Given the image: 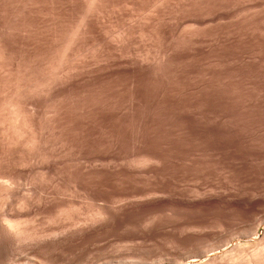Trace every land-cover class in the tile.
Segmentation results:
<instances>
[{"label":"rangeland","instance_id":"obj_1","mask_svg":"<svg viewBox=\"0 0 264 264\" xmlns=\"http://www.w3.org/2000/svg\"><path fill=\"white\" fill-rule=\"evenodd\" d=\"M135 1H138V3H135ZM143 1L144 0H134V2L133 0L123 1L114 6L107 7L104 12H101V15L103 17L101 16L100 19L97 18V21L99 20L102 23L101 25L98 21L99 27L100 25L101 28H103L104 26V29H102L103 32L105 34H111V36L109 35L110 37H108V35L104 34V38H101V41L97 38V40L100 42L92 39L94 37L88 38L83 41L82 44H84V46L87 45V47H83L82 49H80V53L82 55L79 59H83L81 60L82 62L80 60L77 61V58L75 57H71L68 61V65H71L72 67L70 73L72 77H76L78 70V77L82 74H85V76H95V74L99 75V73H108L113 69L115 70L117 67L120 68V65L126 66V63L128 61H140V58L141 62H144L142 59H146V63H150V67L143 68L142 73L138 77H135V79L132 78L133 80L128 78L127 80L124 78H120V80H110L111 82L105 80V83L100 84L99 88L97 86L94 87L95 89L88 87V90V88L85 87L86 89L84 90L88 92L90 91L88 95H91L90 97L87 96L88 92L86 93V91L83 92L84 98H81L82 91H79L78 95V91L74 92V94L73 92L62 93V91L59 90L60 88H57L54 91L52 90L53 96L51 95L47 103L46 98H48L50 95L48 96V94H46L45 99H42L45 103L44 106V103H41L42 97H40L39 95L40 98H36L37 103L34 99V102L36 103L34 104L35 107L39 106V108L42 109L39 110L38 107L36 108L37 112L35 118L37 122L36 120L35 122L36 126L38 124V127H40L42 130L43 126L47 128L43 131L38 128L39 135L41 136L39 137L42 138L41 142H43L41 146L42 149H40L41 144H38L37 147L31 146L33 150H28L30 149L29 146L31 144H26V137H24L22 139L25 140H23L22 144L19 143L20 141L18 142L19 145L17 143V147L19 146L18 149H16L17 147L15 144H13L14 146L12 144L10 145L13 150H17L12 151L11 147L8 146V142H5L8 144L4 145L5 143L3 141V134L1 131L2 137L0 136V141L2 142H0V145L2 144V146L0 147V154H2V151H4L3 148L5 149V151L3 152V156L1 155V160L3 158L4 161H6L5 159H8V162H6L8 164L11 163L12 166L8 165L6 162H3V164V160H0V165L3 171V173L0 172V175L2 174L3 176L1 175V177L3 178L4 174L6 176V173H8L9 170L10 172H13L12 174L9 172L12 175V177H10L11 180H9V176H11L9 173V175L7 174L8 178L6 179V177H4L3 179H5V181H8V183L6 182V185H10V187L8 186V188L12 189L11 186H13L12 191L15 190L16 194H14L15 191H13L14 195L12 194L11 196H8L12 192H9V190L7 194V192L3 190L5 187V189H7V186L5 185V187H2V185H0V213H2L3 209H5L3 213H6L4 215H7L10 218L14 217L12 219H15V222L17 220L16 223H18L19 226L18 230L16 231L14 229L11 231L10 229L9 234L11 233V236L8 234V231L3 232V237L1 236L2 239L0 238V242L2 245L0 246V254L4 250L6 251L8 249V251H11L13 249L14 252L19 253L20 255L21 253L22 255L28 254V256L31 258H28L24 255L28 258V260L32 259L34 255L37 258L39 256L38 259L43 264H191L192 261H194V257L196 259L198 258L197 260L199 264L204 263L208 260L211 261L212 258H217L216 260L218 261V263L226 262L227 264H264V224L261 225L260 228L258 227L256 234L255 232L253 233L254 236L252 234L248 236L246 235V233L254 225H256L255 223H257L258 220H260L264 216V0H215L216 2L210 0L211 3L214 2V4H211L210 2H208V0H206L207 2L204 3L203 0H201V2L200 0H192V3L190 0H188L190 2V7L189 5L187 6L189 7L186 8L187 13H185L182 19H180V21L184 23H181L179 19H177L178 22L176 18L172 19L170 21L171 23L173 22L174 25L170 24L171 26H169L168 28L166 38L163 37V35H160L161 40H164L161 43L163 44L165 40L168 41V43L170 42V44L172 42V48L171 45L167 42L163 44L165 45L164 47L160 43V38H158V40V36H155L153 34V29H155L157 22L163 20L168 22L167 19L169 18V15L174 16L176 14V0H145L144 3ZM188 1L187 4L189 3ZM140 2H142L144 7ZM168 8L171 10H169ZM189 9L191 10L190 12L188 11ZM159 11H161L162 13ZM169 11H171V13H169ZM185 16L186 18H184ZM50 17L60 16L57 15V12L48 16L44 14V18ZM101 18L105 19L102 20ZM173 20H176V23ZM103 22H105V24ZM151 22L153 23L151 24ZM179 23L181 24V26ZM141 24L142 27L140 26ZM144 26L146 27V30H144ZM147 26H149L148 28L153 31H150ZM173 26L174 29L172 31ZM129 28H131L132 31ZM175 28H178L179 30ZM125 29L127 30L125 31ZM133 29L136 31L138 30L137 32L135 31L137 34ZM105 30H108V32H110L108 33ZM129 30L130 32H128ZM147 30L149 31V33ZM184 30H187L188 33L190 32L189 36L187 34V31L185 33ZM124 32L128 33V35L126 34L125 38L121 36V34L124 35ZM143 32L144 36L141 35ZM150 32L152 34H150ZM182 32L185 33L184 36ZM175 33H178V35H175ZM132 34L135 38L139 39L140 36H142V38L144 37V39L140 38L139 43L138 39H133L134 37L129 40L128 37H132ZM172 34H174L175 36H172ZM151 35L155 36V38L151 37ZM181 35L182 39L180 38ZM107 37L110 40L112 39L111 42L113 43L108 41L109 39ZM174 37L176 40L174 39ZM105 38L106 40H104ZM121 38L123 39L121 40ZM153 38L154 43L152 42ZM179 38L181 39V41ZM113 39H117L118 42L117 40H115L114 43ZM141 39L144 40V42H142ZM186 39L187 41H185ZM174 40L176 41L175 44L173 42ZM177 40H179V42L181 43H179ZM105 41H107L108 43H106ZM129 41L133 43L135 42L134 44L136 52L134 50V44H131V42ZM104 42L105 44L103 46L101 45L103 48L100 47V43L103 44ZM157 42L160 43L164 48L162 46H159L160 44L158 45ZM183 42L185 43L183 44ZM127 43H129L130 45H127ZM141 43L144 45V47ZM98 44L99 46H97ZM121 44H125L127 46ZM154 44H157L158 46ZM119 45H121L120 47L123 49V52L122 49H118L120 48L118 47ZM140 45L142 47H139ZM175 45L178 47H176ZM110 46H113L114 48ZM124 46L125 48H128V46H130V48H128V51L124 48ZM99 47L102 48V50H100ZM158 47L166 49L162 50ZM179 47L181 48V50ZM138 48L140 49L138 50ZM155 48H157L159 51H157V49ZM195 48L197 50H195ZM103 49L105 51H103ZM108 49L111 51V53ZM173 49L178 51L174 52ZM119 50L120 52L118 54ZM99 51L101 52L99 53ZM129 51L133 52L130 53ZM155 51H157L158 53ZM160 51L162 52V54ZM138 52L140 53V55L137 54ZM147 52L149 54L151 52H154L156 57H154L155 55L151 53L153 56L150 55L151 57L149 56V58H147L149 55L147 54ZM74 53L78 56L77 50H75L73 54ZM103 53H105V55ZM134 53L136 54L134 55ZM141 54L143 55L141 56ZM165 54L170 55V58L168 55L165 56V58L167 59H165L166 61L163 57ZM111 55H113L114 57H112ZM116 55L119 57H117ZM137 55L141 57L137 58ZM159 55H163V59L162 57H160L161 61H163V64L159 59ZM172 55L174 58L172 57ZM94 56H97V58ZM106 56L110 57L106 58ZM93 57L96 60L95 62L94 60L92 61V59H94ZM115 57L117 58V60H119L117 61V63ZM123 58H125V60ZM155 58H157L158 60L156 59V61H154ZM171 58H173V61ZM84 59L87 60V64L84 63ZM106 59H109L110 62L112 61V63L110 64L109 60L108 62H106ZM174 59L176 61H174ZM123 60L126 63L122 62ZM88 61L90 62L88 63ZM101 61H104L105 63L103 64L105 65H103ZM151 61L153 62L151 63ZM158 61L159 63L161 62L160 65H162V69L158 67ZM78 62L80 65L78 64ZM169 62L171 64H167ZM173 62L175 64H173ZM76 64L79 66L76 67ZM95 64H98L99 66H96ZM101 64L102 68L100 67ZM112 64H114V66ZM72 65H75V68ZM85 65L91 73L93 72L92 74L87 70L86 73L85 71L83 72V70L86 69ZM93 65H95L94 67H97L99 69L93 71ZM80 66L81 68H79ZM89 66L91 67L89 68ZM182 66L184 69L182 68ZM82 67H84L85 69ZM76 70L77 73H73V71ZM80 70L82 74L80 73ZM157 70L159 72H157ZM156 72L158 73V76H155ZM160 72H162V74ZM3 74L4 73H2L0 69V76L2 77H0V102L6 100L9 93V91L6 90ZM175 80H178L179 82ZM112 82L117 86L115 84L111 86ZM127 82H129V84ZM118 85L120 86L118 87ZM122 89L123 91H121ZM130 90L135 94L129 92ZM2 92L3 94H1ZM6 93L7 95L5 96L4 94ZM90 93H92L93 95ZM165 93H167V95ZM60 95H64L63 98H65V101L62 100L63 102L61 105L62 107H60L61 109L59 111L61 112V114H59V119L57 118L58 114L53 113V107H55L53 106V103L54 105H56L55 101H57L58 103V101L62 99ZM57 97H59L58 100H56ZM78 97L81 99L79 100ZM85 97L88 98L86 100L93 98L91 100H94V102L97 103L96 108L93 109L95 115L91 114L93 113L92 111L89 113L90 116L87 117L88 120L90 118L89 121L86 118V116L89 115L88 113H86L87 115L83 114L81 116L75 111L76 103L81 100H85ZM68 98L70 100H67ZM105 98L107 101L105 100ZM113 98L114 100L112 101ZM37 99H40L41 101ZM101 99H103V101ZM124 99L126 100L124 101ZM66 101L67 104L64 103ZM51 102L53 107L50 104ZM99 102L101 105L98 104ZM106 102L109 103V105L110 103L113 105L109 106L106 104ZM138 103L141 104L138 105ZM142 103L144 106L142 105ZM133 104L135 107L133 106ZM50 106L53 109H48ZM106 106L108 109L106 108ZM67 107H70L71 109H68ZM157 108L158 110H156ZM109 109H112V111H110ZM114 109L117 113L114 112ZM47 110H49V113H47ZM70 110H73L75 113L73 111L69 112ZM106 110L107 113L105 112ZM100 111H102L103 114ZM110 112L111 115H109ZM126 112L128 113L124 115V113ZM152 112H155V115ZM97 113H100V115H98ZM43 114L44 116H42ZM48 114H50L49 116H51L52 118L47 117ZM51 114L56 118V124H54V117ZM115 114L116 117L114 116ZM91 115L93 116L91 117ZM96 115L97 117H95ZM101 115L103 116L101 117ZM98 116H100L101 118L99 117V119ZM147 116L149 118H147ZM76 118V121L80 126L76 123ZM96 118H98L99 121L94 124L93 119L96 122ZM102 118H104L105 121H103ZM106 118L109 120H107ZM46 119L48 120V124L46 122ZM67 119L71 127L68 124L66 125V123H68ZM50 120H53V122L51 123ZM60 120L65 123H60ZM101 120L104 123H102ZM44 121L46 124L44 123ZM87 121L89 122V124ZM42 122L44 123V125ZM74 122L75 124H73ZM105 122L108 123V127L111 126V131L110 127L106 128L107 123L105 124ZM114 122L117 124H115ZM133 122H135L137 126L135 125V123L133 124ZM82 123L84 124V126L82 125ZM60 124H62V126ZM146 124H148L149 128H147L148 126ZM81 125L83 127H81ZM95 125H97L98 128ZM122 125H124V127H122ZM145 125L147 127H145ZM59 126L60 129H58ZM77 126L79 127L78 130L77 128H75ZM50 127L51 129H49ZM63 127L65 128L66 133L65 131H63L64 129L61 130V128ZM89 127L91 130L89 129ZM117 127L119 129L121 128L118 132H116L117 130H119L117 129ZM3 128H8V126L4 125ZM72 128H75V130H73ZM112 128L114 129L112 130ZM131 128L133 129L132 131ZM53 129L56 130V132L58 130V133H60L61 131V139H59L61 133L58 134L55 131L53 133ZM93 129H95L94 131H96L97 129V134L99 132L100 138L102 136L103 137L100 139L98 136L99 134L96 135V132H94ZM105 129H107V131ZM85 130H88V132L90 131V133H86ZM108 130L110 131V133H108ZM70 131H73V133L76 131V135L75 133L73 134L77 137L76 138L75 136H73L76 140H73L74 138L71 137L72 134ZM84 131V135L87 136V138L84 135L80 134V132L83 134ZM100 131L103 132V134H101ZM112 131H114L115 133L113 134ZM42 132L44 136L41 135ZM50 132L53 133V136L50 134ZM55 133L56 135H59L57 136V138ZM90 134L92 136H96L97 138H92ZM111 134L115 135L116 138L112 135L113 138H115L113 139L111 137ZM78 135L81 136V138L79 137L80 140L78 138ZM89 135L91 138L88 137ZM47 136L51 137V139L54 136L55 137L51 140ZM63 136L66 141L63 140ZM70 137L72 142L75 144H71L72 142L70 140ZM110 137L113 140L112 142L111 140H109L111 139ZM28 138L29 136L27 137V139ZM48 139L50 141L49 145L44 146L45 143L48 144ZM96 139L101 141H98ZM56 141H58L59 143L57 144L58 146L55 145L57 143ZM63 141L65 143H69L64 145ZM79 141H82V143ZM77 142H79L80 144ZM97 142L104 144L100 145ZM113 142H115V145H113L112 147ZM53 143L55 146L53 145ZM76 143L79 146H77ZM50 144L53 147H51L52 150L57 146V150L54 149L55 152L54 150L53 152L54 154H56V152L59 153V156L52 154L53 152L51 151V149H49L51 146ZM62 144L63 146L60 147ZM97 144L99 146H97ZM105 144H110L111 146L106 147ZM69 145H71V147ZM64 146H67L66 149L69 152L66 151ZM75 146H77L78 148H76ZM100 146L102 148L104 146V148L107 149L105 150L103 148L105 151L100 150ZM8 147L10 149H8ZM46 147L49 148L47 149ZM68 147L71 148V151ZM25 148L26 152H22L25 151ZM34 148H37V150L40 149V151L43 152V155L46 152L47 155L44 156L45 158H47L45 160H49L48 158L49 156H51L50 160L44 162V156L39 155L40 151L39 153H36L38 152L36 150L34 152ZM60 149H62L61 155L66 156H69L73 149L75 155L74 153H71L70 156L74 155V159L71 156V159L69 157H66L67 159H69L67 160V162L69 161L70 163H66V161H63L66 160V158L63 156L64 158L62 160ZM64 149L66 152L64 151ZM48 150H50V152H48ZM20 151L25 155L29 152H31L32 154L33 151V154L42 156V159L39 158L41 159L39 160L38 156L35 155V158L37 156L35 160L33 156H29L31 154H28V156L26 155L25 157L28 159L29 163L25 161L24 164L23 162H21V160L23 161L27 159L23 158L24 155H22ZM15 152L17 153L14 155ZM47 152L51 154L49 155ZM5 153L7 155L9 154V156H7ZM10 154H13L14 156L12 155L11 157ZM19 154L22 156L21 158L19 157ZM8 157H11V159ZM15 157L16 162L14 161ZM17 157H19L20 159ZM29 158L33 159L30 161ZM60 158L62 162L65 163L63 164L62 162H60L59 167L57 166L54 159H58V161H61L59 160ZM82 158H86L83 160H85L87 164H89L88 161H90V167H88L90 170L94 166V164L96 165V167H100L99 170L95 166L94 169L92 168L95 171L97 169L98 172L91 170L92 173H89L91 175L90 177V175H88V169L86 168L87 164H85L83 160L80 161V159ZM87 158L90 160H88ZM95 158H97V161L95 160ZM9 159L11 162H9ZM18 159L23 164L20 165ZM51 159H53V162ZM75 159L76 161H74ZM34 160L36 161V163L34 162ZM101 160H103V162H101ZM37 161H40L41 163L43 162V166L41 165V163L38 164ZM48 162H50V165L48 164L49 166H47ZM80 162L81 164H84L82 165V167ZM44 163L46 164L44 165ZM61 163L63 165H61ZM14 164H16V166L20 165V169H17L18 167L16 166V168L13 167ZM33 164L35 165L33 169L34 172H32V166H34ZM55 164L58 169L60 168L59 170L55 169ZM66 164L69 165L65 166ZM79 164L80 166H78ZM101 164L103 166H105L106 164L107 165L102 168L103 166ZM27 165H32L31 167L29 166L31 169H28L29 167ZM6 166H9L10 169ZM22 166V171H20ZM44 166L47 167L45 168ZM83 166L85 167L83 168ZM26 167L27 170H25ZM48 169L55 173H50L51 171H49ZM85 169H87V171ZM26 171H28V173ZM56 171H61V174L59 172L56 173ZM29 172L31 173L29 174ZM81 172H87L86 174L90 178H86V174L85 176H83ZM20 173H23V175H19ZM44 174L45 179L42 178ZM1 177L0 179H2ZM18 178L20 180L23 179L22 183L25 182V187H23L24 184L21 183L20 185V183H17L20 181ZM37 178L40 180H38ZM26 180H29V182L34 181V183L31 184L33 185V187L35 186V183L37 184L39 181L44 180L45 182H39L40 184H37L38 188L35 186L38 189L37 190L33 187L32 189L30 183H28L30 185L29 188ZM9 181H14L13 183L16 182L19 187L16 185V183L15 185L17 188H19V191L17 190V188L15 189L14 184H12L11 182L9 183ZM43 183L45 184L44 187L42 185ZM49 185L51 189L49 188ZM26 186L28 189H31V192L33 191L32 193H29V195L32 196L31 194H33L34 197H27L28 193L26 192L30 191H27L28 189H25ZM21 189H23V191H21ZM1 190H3L5 194H7V196ZM35 190L36 194L39 193V195L34 194ZM39 190L40 192H38ZM24 191H26L25 193L27 195L24 194ZM19 194L21 196L19 197L20 199L23 197V195H26L25 197H27L28 199L25 197V201H23L24 198L21 199L22 201H20V199H16ZM15 195L17 197H13ZM41 195H43V198H41ZM37 196H39L41 200H45L44 204H42L43 201L41 204L37 203L40 200L36 198ZM47 196L49 198H47ZM7 197H9L10 199H8ZM12 197L16 200L12 199ZM30 198H36V201L34 200V202L32 200V202ZM46 200L51 201L53 206L49 205L51 204L50 202L46 203ZM5 202L8 203L7 207L5 205ZM9 204L12 206L9 207ZM19 204L20 206H18ZM45 205L47 206V208ZM39 206L42 208L41 210ZM18 207L22 208L18 209ZM36 209H38L39 211H36ZM4 215H2L3 218ZM3 218L0 214V219ZM13 231L17 232L18 235H20L21 233L20 237H23V241L28 239H30V241L32 240L33 245L30 241H28L29 243H27L26 245L25 242L27 241L23 243L21 239L22 237L20 238L18 235V237L15 236V239H20L14 240L13 238L15 234ZM9 239L12 243L8 241ZM12 239L16 242L14 243ZM33 239L41 246H37V243V245H35ZM17 241H20V243H18ZM41 242L44 243L42 244ZM21 243L23 246H26L18 247L22 246ZM46 243H48V245H46ZM51 243L53 244V247ZM256 243L262 244L260 247L261 249L258 248L257 250V248L254 247V244ZM34 245L38 248H35ZM43 246L45 248H43ZM45 249L48 250V253ZM38 250L40 251V254L38 253ZM36 259H32L33 262L29 260V264H40L39 260Z\"/></svg>","mask_w":264,"mask_h":264},{"label":"bare ground","instance_id":"obj_2","mask_svg":"<svg viewBox=\"0 0 264 264\" xmlns=\"http://www.w3.org/2000/svg\"><path fill=\"white\" fill-rule=\"evenodd\" d=\"M123 1H127V0H0V69H1V71H2V73H4L3 75H4V83H5V85H6V90L7 91H9V93H8V98H6V100H4L3 102H0V124H1V128H0V136H1V131H2V134H3V141H4V143L5 142H8V143H5L4 145H6V144H8V146L9 147H11L10 145L12 144H15L16 145V147H17V143L19 142V143H21L22 144V142H23V140H25V139H22V138H24V137H26V144H31L29 147H30V149H28V150H30L31 151V146L33 147V146H35V147H37V145L38 144H41L40 145V149H42L41 148V146H42V143L43 142H41V140H42V138H40L41 136L39 135V130H38V128L39 129H41L40 127H38V124H37V126H36V122H37V120H36V108L38 107L39 108V106H36L35 107V104L37 103V101H36V98L38 97V98H40V97H42L41 98V100L44 98L45 99V96H46V94H48V98H46V103H47V101H49V98L51 97V95L53 96V91L55 90V89H57V88H60L59 90L60 91H62V93L63 92H73V94H74V92H77L78 93V95H79V91H82V94H81V92H80V94H81V98H84L83 97V92L84 91H86V90H84V89H86L85 87H91V88H94L95 86H97L98 88H99V85L100 84H102V83H105V80H108V81H110V80H120V78L122 79V78H124V79H126L127 80V78L128 79H132V78H134L135 79V77H138L141 73H142V71H143V68H148V67H150V63H146V59H142L144 62H141V58H140V61L139 60H133V58H132V56H131V58H132V62H124V60H125V58H123L124 60L122 61V62H124V63H126V66H122V65H120V68L119 67H115L116 69L114 70H110L111 72H108V73H103V74H101V73H99V75H97V74H95V76L94 75H92V76H94V77H92L90 74H88V75H90V76H85V74L83 75L82 73H81V70H80V73L83 75H81V76H79L78 77V75L77 74H79V70H78V73H77V70L76 71H73V73L75 72V73H77L76 74V77H72L71 75H70V73H71V70H72V67H71V65H68V61H69V59L71 58V57H75V58H77V61H79L80 59V57H81V53H80V49H82L83 47L85 48V47H87V45L86 46H84V44H82L83 43V41H85L86 39H88V38H91V37H94V38H92V39H95V41H97V42H100L101 41V38H104V32H103V30L102 29H104V26H103V28H101V25H102V23L99 21V23L101 24L100 25V27H99V24H98V21H97V18H99L100 19V17L102 16L101 15V12H104V10L107 8V7H110V6H114V5H116V4H118V3H120V2H123ZM131 1V0H130ZM140 1V0H139ZM145 1V0H144ZM144 1H143V3H144ZM187 1L188 0H176V14H175V12H174V16H170L169 15V18L167 19L168 20V22L167 21H165V20H163V21H159V22H157V25L155 26V29H153V30H151L150 28H148L149 26H147V28L148 29H150V31H153V34L155 35V36H158L157 37V39L158 38H160L162 35H163V37H165L166 38V34L168 33V28H169V26H171L170 24H173V22L171 23V21L170 20H172V19H175L176 18V20L177 19H179V21H180V19H182V17L185 15V13H187L186 11V8H189L190 7V2L187 4ZM191 1V3H192V0H190ZM194 1V0H193ZM196 1H198V0H196ZM211 1H215V0H211ZM211 1L210 0H208V2H210L211 3ZM217 1V0H216ZM215 1V2H216ZM220 1H222V0H220ZM230 1V0H229ZM133 2H134V0H133ZM200 2H201V0H200ZM200 2H198V3H200ZM204 2H207L206 0H203V3ZM135 3H138V1H135ZM141 4H142V2H140ZM195 3V2H194ZM210 3H208V4H210ZM219 3V2H218ZM217 3V4H218ZM223 3V2H222ZM197 4V3H196ZM202 4V3H201ZM211 4H214V2L213 3H211ZM216 4V3H215ZM221 4V3H220ZM145 5H146V3H145ZM189 5V7H187ZM194 5V4H193ZM207 5V4H206ZM224 5V4H223ZM142 6H143V4H142ZM173 6V5H172ZM192 6V5H191ZM209 6H211V5H209ZM216 6V5H215ZM121 7V6H120ZM144 7V6H143ZM196 7H197V5H196ZM199 7V6H198ZM206 7V6H205ZM208 7V6H207ZM131 8V7H130ZM174 8V7H173ZM193 8V7H192ZM191 8V9H192ZM194 8H195V6H194ZM169 9V8H168ZM139 10V9H138ZM169 10H171V9H169ZM189 12L191 11L190 9L188 10ZM193 11V10H192ZM195 11H196V9H195ZM55 12H57V15H59L60 17H50V18H44V14H46L47 16L48 15H50V14H53V13H55ZM159 12H161V11H159ZM168 12V11H167ZM49 13V14H48ZM162 13V12H161ZM164 13V12H163ZM169 13H171V11H169ZM168 13V14H169ZM144 14V13H143ZM163 15V14H162ZM168 16V15H167ZM166 16V17H167ZM188 16V15H187ZM46 17V16H45ZM103 17V16H102ZM184 18H186V16L184 17ZM102 19V18H101ZM103 19H105V18H103ZM102 19V20H103ZM109 19V18H108ZM162 19H165V18H162ZM161 19V20H162ZM157 20V19H156ZM176 20H173V21H175V23H176ZM184 20V19H183ZM130 22V21H129ZM177 22H178V20H177ZM181 22V21H180ZM186 22V21H185ZM104 24H105V22H103ZM124 23V22H123ZM153 22H151V24H152ZM181 23H184V22H181ZM187 23V22H186ZM136 24V23H135ZM144 24V23H143ZM180 24V23H179ZM148 25V24H147ZM150 25V24H149ZM174 25V24H173ZM178 25V24H177ZM186 25V24H185ZM125 26V25H124ZM141 27H142V24L140 25ZM139 26V27H140ZM145 26H146V24H145ZM144 26V27H145ZM180 26H181V24H180ZM132 27V26H131ZM186 27V26H185ZM179 28V27H178ZM178 28H175V29H178ZM182 28V27H181ZM129 29H131V28H129ZM138 29V28H137ZM173 29H174V26H173V28H172V31H173ZM180 29V28H179ZM178 29V30H179ZM187 29H188V27H187ZM127 29H125V31H126ZM134 30V29H133ZM144 30H146V27H145V29ZM106 32H108V30H105ZM131 31H132V29H131ZM136 30H134V32H135ZM138 31V30H137ZM136 31V32H137ZM141 31H142V28H141ZM148 31V30H147ZM171 31V30H170ZM171 31V32H172ZM186 31L187 30H184V32L186 33ZM110 32V31H109ZM108 32V33H109ZM128 32H130V30L128 31ZM133 32V33H134ZM135 32V33H136ZM175 32V31H174ZM178 32V31H177ZM184 32H182V34H183V36H184ZM148 33H149V31H148ZM190 33V32H189ZM189 33H188V31H187V34H188V36H189ZM126 34L128 35V33L126 32H124V35H122L121 34V36H123V38H125L126 37ZM131 34V33H130ZM130 34H129V36H130ZM137 34V33H136ZM144 34V32L141 34V35H143ZM145 34H146V32H145ZM150 34H152L151 32H150ZM149 34V35H150ZM105 35H108V37H110L111 36V34H105ZM110 35V36H109ZM118 35V34H117ZM161 35V36H160ZM165 35V36H164ZM174 34H172V36H173ZM175 35H178V33H175ZM174 35V36H175ZM179 35H180V33H179ZM140 36V35H139ZM144 36V35H143ZM155 36H152L151 35V37H154L155 38ZM187 36V35H186ZM107 37V38H108ZM128 37V36H127ZM134 36H133V34H132V37H128L129 38V40H131V38H133ZM150 37V36H149ZM148 37V38H149ZM179 37V36H178ZM177 37V38H178ZM192 37H193V35H192ZM97 38L100 40V41H98L97 40ZM114 38V37H113ZM123 38H121V40L123 39ZM127 38V39H128ZM140 38H142V36H140ZM139 38V39H140ZM154 38L152 39V42H153V40H154ZM180 38L182 39V35L180 36ZM179 38V39H180ZM189 38V37H188ZM109 39V38H108ZM120 39V38H119ZM126 39V40H127ZM133 39H138V38H133ZM139 39H138V43H139ZM142 39H144V37L142 38ZM141 39V40H142ZM145 39H146V36H145ZM150 39V38H149ZM167 39H168V37H167ZM169 39H170V37H169ZM172 39V38H171ZM174 39H175V37H174ZM181 39H180V41H181ZM185 39V38H184ZM194 39V38H193ZM104 40H106V38L104 39ZM112 40V39H111ZM111 40L109 39L108 41H110L111 42ZM115 40H117V39H113V41H114V43H115ZM125 40V39H124ZM159 40V39H158ZM157 40V41H158ZM176 40V39H175ZM173 41L174 42V44H175V42L176 41ZM135 41V40H134ZM164 40H161V38H160V43L161 42H163ZM178 42H179V40H177ZM185 41H187V39L185 40ZM189 41V40H188ZM198 41V40H197ZM90 42H91V40H90ZM89 42V43H90ZM92 42H94V41H92ZM97 42H96V44H97ZM106 43H108L107 41H105ZM105 42L102 44V43H100V47H102L104 44H105ZM109 42V43H110ZM117 42H118V40H117ZM121 42V41H120ZM119 42V43H120ZM125 42V41H124ZM128 42V41H127ZM129 42H131V41H129ZM136 42V41H135ZM134 42V43H135ZM141 42V41H140ZM142 42H144V40H142ZM165 42H167L168 43V41H166L165 40ZM164 42V43H165ZM177 42V43H178ZM111 43H113V42H111ZM133 42H131V44H132ZM133 43V44H134ZM154 43V42H153ZM160 43H158L157 42V44L159 45ZM163 43V44H164ZM166 43V44H167ZM179 43H181V42H179ZM185 42H183V44H184ZM186 43H188V42H186ZM200 43V42H199ZM129 43H127V45H128ZM137 44V43H136ZM142 44V43H141ZM157 44H154V45H156V46H158ZM162 44V43H161ZM159 45V46H162V45ZM168 44H170V42L168 43ZM102 45V46H101ZM111 45V44H110ZM121 45H125V44H121ZM121 45H119L118 47H120ZM127 45H125V46H127ZM130 45V44H129ZM143 45V44H142ZM171 48H172V42H171ZM180 45V44H179ZM186 45V44H185ZM97 46H99V44L97 45ZM97 46H95V47H97ZM106 46V45H105ZM104 46V47H105ZM125 46H124V48H125ZM136 46H138V45H136ZM155 46V47H156ZM164 47H165V45H163ZM162 46V47H163ZM176 46V45H175ZM182 46V45H181ZM184 46V45H183ZM99 47V49L100 50H102V48H100ZM108 47V46H107ZM106 47V48H107ZM110 47H113V46H110ZM132 47V46H131ZM139 47H142L141 45L139 46ZM143 47H144V45H143ZM162 47L160 48V47H158V48H160V49H162ZM163 47V48H164ZM176 47H178V46H176ZM194 47V46H193ZM106 48H104V49H106ZM114 48V47H113ZM128 48H130V46H128ZM128 48H125V49H127V51H128ZM168 48V47H167ZM170 48V49H171ZM180 48V47H179ZM183 48H185V47H183ZM198 48V47H197ZM103 49V51H105ZM118 49H122L121 47L120 48H118ZM118 49H116V50H118ZM137 49V48H136ZM140 48H138V50H139ZM143 49V48H142ZM155 49H157V48H155ZM166 49V48H165ZM165 49H162V50H165ZM178 49V48H177ZM75 50H77V53H78V56L74 53L73 54V52L75 51ZM97 50V49H96ZM109 50V49H108ZM108 50H106V51H108ZM120 50L118 51V54H119V52H120ZM134 50H135V44H134ZM161 50V51H162ZM174 50V52L175 51H178V50H175V49H173ZM180 50H181V48H180ZM184 50H187V49H184ZM183 50V51H184ZM195 50H197L196 48H195ZM95 51V50H94ZM115 51V50H114ZM114 51H112V52H114ZM131 51V50H130ZM129 51V52H130ZM157 51H159L158 49H157ZM157 51H155V52H157ZM160 51V52H161ZM193 51V50H192ZM101 51H99V53H100ZM109 52L111 53V51L109 50ZM122 52H123V49H122ZM121 52V53H122ZM133 52V51H132ZM132 52H130V53H132ZM135 52H136V50H135ZM141 52V51H140ZM169 52V51H168ZM167 52V53H168ZM195 52V51H194ZM203 52V51H202ZM205 52V51H204ZM116 53H117V51H116ZM115 53V54H116ZM126 53V52H125ZM124 53V54H125ZM129 53V54H130ZM151 53H153V55H155L154 54V52H151ZM149 54L148 52H147V54H149L148 55V57L147 58H149V56L151 55V56H153L152 54ZM158 53V52H157ZM156 53V54H157ZM172 53H173V51H172ZM182 53V52H181ZM185 53V52H184ZM183 53V54H184ZM197 53V52H196ZM104 55H105V53H103ZM113 54V53H112ZM114 54V55H115ZM123 54V53H122ZM128 54V55H129ZM136 53H134V55H135ZM137 54H139L140 55V53L138 52ZM161 54H162V52H161ZM177 54V53H176ZM179 54V53H178ZM93 55V54H92ZM100 55V54H99ZM108 55V54H107ZM127 55V56H128ZM143 54H141V56H142ZM158 55V54H157ZM168 55V54H167ZM166 54L163 56L164 57V60L166 59L165 58V56H167ZM180 55V54H179ZM182 55V54H181ZM185 55V54H184ZM112 57H114L113 55H111ZM117 56V55H116ZM124 56V55H123ZM141 56H136L137 58L138 57H141ZM144 56H145V54H144ZM150 56V57H151ZM162 56H160L159 55V59H160V61H161V58L160 57H162ZM169 56V58H170V55H168ZM94 57H96L97 58V56H94ZM93 57V58H94ZM99 57V56H98ZM102 57H104V56H102ZM101 57V58H102ZM108 57H110V56H106V58H108ZM117 57H119V56H117ZM126 57V56H125ZM135 57V58H136ZM154 57H156V55L154 56ZM163 57H162V59H163ZM172 57H173V55H172ZM194 57V56H193ZM197 57V56H196ZM92 58V57H91ZM100 58V57H99ZM116 58V57H115ZM129 58V57H128ZM134 58V59H135ZM144 58H146V57H144ZM153 58V57H152ZM174 58V57H173ZM173 58H171L172 59V61H173ZM176 58V57H175ZM103 59V58H102ZM130 59V58H129ZM128 59V60H129ZM156 59L157 58H155L154 59V61H156ZM81 60H83V59H81ZM80 60V61H81ZM94 60V62L96 61L95 60V58L94 59H92V61ZM98 60V59H97ZM107 60V59H106ZM109 60V59H108ZM108 60L106 61V62H108ZM115 60V59H114ZM150 60H151V58H150ZM149 60V61H150ZM158 60V59H157ZM167 60V59H166ZM165 60V61H166ZM184 60H185V58H184ZM76 61V60H75ZM84 63H86V61L87 60H85L84 59ZM117 61H119V60H117V58H116V63H117ZM127 61V60H126ZM131 61V60H130ZM148 61V62H149ZM169 61V60H168ZM167 61V62H168ZM171 61V60H170ZM174 61H176L175 59H174ZM82 62V61H81ZM80 62V63H81ZM90 61H88V63H89ZM93 62V63H94ZM98 62V61H97ZM100 62V61H99ZM102 62V64L103 63H105L104 61H101ZM109 62H110V60H109ZM121 62V63H122ZM153 61H151V63H152ZM162 62V64H163V61H161ZM160 62V63H161ZM183 62V61H182ZM92 63V62H91ZM90 63V64H91ZM112 63V61L110 62V64ZM120 63V64H121ZM156 63V62H155ZM158 63H159V61H158ZM160 63L158 64L159 66V68H161L162 69V65H160ZM165 63V62H164ZM186 63V62H185ZM78 64H79V62H78ZM81 64H83V63H81ZM87 64V63H86ZM89 64V65H90ZM102 64L100 65V67L102 68ZM110 64H109V67H110ZM157 64V63H156ZM155 64V65H156ZM167 64H171L170 62L169 63H167ZM173 64H175L174 62H173ZM177 64V63H176ZM179 64V63H178ZM77 65V64H76ZM80 65V64H79ZM79 65H77L76 67H78ZM84 65V64H83ZM83 65H81V66H83ZM96 65V64H95ZM95 65H93V67L95 66ZM103 65H105V64H103ZM107 65H108V63H107ZM113 66H114V64H112ZM111 65V66H112ZM124 65V64H123ZM181 65V64H180ZM179 65V66H180ZM185 65H187V64H185ZM73 66V65H72ZM75 66V65H74ZM73 66V67H74ZM81 66L79 67V68H81ZM96 66H99L98 64L96 65ZM184 66V65H183ZM183 66H182V68H183ZM91 66H89V68H90ZM105 67V66H104ZM103 67V68H104ZM107 67V66H106ZM108 67V68H109ZM157 67V66H156ZM175 67H176V65H175ZM185 67V66H184ZM75 68V67H74ZM82 68H84V67H82ZM85 68H86V65H85ZM84 68V69H85ZM100 68V69H101ZM113 68V67H112ZM154 68V67H153ZM158 68V69H159ZM180 68V67H179ZM93 69V68H92ZM91 69V70H92ZM96 69H99V68H97V67H94V70L93 71H95ZM184 69V68H183ZM187 69V68H186ZM86 70L87 71H89L90 72V70L88 69V68H86L85 70H83V72L85 71V73H86ZM150 70V69H149ZM165 70V69H164ZM163 70V71H164ZM100 71V70H99ZM147 71V70H146ZM145 71V72H146ZM153 71V70H152ZM162 71V72H163ZM166 71V70H165ZM164 71V72H165ZM188 71V70H187ZM88 72V73H89ZM96 72H98V71H96ZM101 72V71H100ZM103 72H105V71H103ZM154 72V71H153ZM157 72H159L158 70H157ZM155 73L156 75L155 76H158L157 74L158 73ZM162 72H160L161 74H162ZM174 72V71H173ZM91 73V72H90ZM93 73V72H92ZM91 73V74H92ZM152 73V72H151ZM167 73V72H166ZM175 73V72H174ZM179 73V72H178ZM160 74V75H161ZM87 75V74H86ZM97 75V76H96ZM147 75V74H146ZM174 75V74H173ZM190 75V74H189ZM149 76H150V74H149ZM153 76V75H152ZM164 76V75H163ZM1 77V76H0ZM166 77V76H165ZM170 77V76H169ZM173 77V76H172ZM2 78V77H1ZM145 78V77H144ZM151 78V77H150ZM208 78V77H207ZM140 79V78H139ZM142 79V78H141ZM174 79H175V76H174ZM181 79V78H180ZM189 79V78H188ZM187 79V80H188ZM133 80V79H132ZM173 80V79H172ZM179 80V79H178ZM178 80H175V81H178ZM1 81V80H0ZM157 81H158V79H157ZM160 81V80H159ZM206 81V80H205ZM111 82V81H110ZM109 82V83H110ZM116 82V81H115ZM122 82V81H121ZM135 82V81H134ZM137 82V81H136ZM179 82V81H178ZM2 83V82H1ZM3 83V84H4ZM128 84H129V82H127ZM126 83V84H127ZM167 83V82H166ZM169 83V82H168ZM177 83V82H176ZM181 83V82H180ZM189 83V82H188ZM115 83H113L112 82V85L111 86H113ZM131 84V83H130ZM135 84V83H134ZM173 84V83H172ZM116 85V84H115ZM170 85V84H169ZM1 86V85H0ZM117 86V85H116ZM120 85H118V87H119ZM123 86V85H122ZM121 86V87H122ZM126 86V85H125ZM134 86V85H133ZM165 86H168V85H165ZM181 86V85H180ZM5 87V86H4ZM188 87V86H187ZM91 88H90V90H91ZM124 88V87H123ZM133 88V87H132ZM138 88V87H137ZM0 89H1V87H0ZM4 89V88H3ZM95 89V88H94ZM93 89V90H94ZM111 89V88H110ZM113 89V88H112ZM121 89V88H120ZM130 89V88H129ZM128 89V90H129ZM163 89V88H162ZM161 89V90H162ZM173 89V88H172ZM174 89H175V87H174ZM190 89V88H189ZM210 89V88H209ZM53 90V91H52ZM88 90H89V88H88ZM107 90V89H106ZM117 90H119V89H117ZM134 90V89H133ZM168 90H169V88H168ZM167 90V91H168ZM178 90V89H177ZM187 90V89H186ZM192 90V89H191ZM196 90V89H195ZM3 91V90H2ZM59 91V92H60ZM98 91V90H97ZM113 91V90H112ZM115 91H116V89H115ZM121 91H123V89L121 90ZM144 91V90H143ZM185 91V90H184ZM199 91V90H198ZM52 94H51V93ZM58 92V93H59ZM88 91H86V93H87ZM90 92V91H89ZM89 92H88V94H87V96L89 95ZM92 92H94V91H92ZM129 92H131V90L129 91ZM138 92V91H137ZM190 92V91H189ZM195 92V91H194ZM70 93H68V94H70ZM85 93V94H86ZM108 93V92H107ZM112 93V92H111ZM121 93V92H120ZM125 93V92H124ZM123 93V94H124ZM131 93H133V91L131 92ZM164 93V92H163ZM186 93V92H185ZM1 94H3V92L1 93ZM44 94V95H43ZM85 94H84V96H85ZM90 94H92V93H90ZM96 94V93H95ZM114 94V93H113ZM127 94V93H126ZM126 94H125V96H126ZM133 94H135V93H133ZM138 94V93H137ZM149 94V93H148ZM158 94V93H157ZM160 94V93H159ZM166 95H167V93H165ZM178 94V93H177ZM5 96L7 95V93L6 94H4ZM39 95H40V97H39ZM56 95H59V94H56ZM72 95V94H71ZM93 95V94H92ZM140 95V94H139ZM166 95H165V97H166ZM183 95V94H182ZM44 96V97H43ZM61 97H62V99L60 100V101H58V103H57V101H55L56 102V105H54V103H53V106H55V107H53L52 106V102L50 103L51 104V106L54 108V112L53 113H55V114H58V116H57V118H59L60 116H59V114H61V112H59L60 111V107H62L61 105H62V100H64L65 98H63V96L62 95H60ZM86 96V97H87ZM91 96V95H90ZM90 96H88V97H90ZM109 96V95H108ZM137 96V95H136ZM163 96H164V94H163ZM173 96V95H172ZM196 96V95H195ZM2 97V96H1ZM66 97V96H65ZM85 97V100H81V101H79V102H77L76 103V105H75V111H76V113L77 114H79V115H83V114H86V113H90V112H92L93 111V109H95L96 108V104L97 103H95L94 102V100H91V99H93V98H91V99H89V100H86V99H88V98H86ZM94 97V96H93ZM110 97V96H109ZM117 97V96H116ZM123 97V96H122ZM184 97V96H183ZM58 98L59 97H57V99L56 100H58ZM71 98H72V96H71ZM81 98H79L78 97V99L80 100ZM95 98V97H94ZM120 98V97H119ZM127 98V97H126ZM134 98V97H133ZM132 98V99H133ZM160 98V97H159ZM175 98V97H174ZM180 98V97H179ZM34 99H35V101H36V103L34 102ZM97 99V98H96ZM109 99V98H108ZM118 99V98H117ZM158 99V98H157ZM157 99H155V100H157ZM162 99V98H161ZM165 99V98H164ZM171 99V98H170ZM37 100H39V101H41L40 99H37ZM67 100H70L69 98L67 99ZM99 100V99H98ZM102 101H103V99H101ZM105 100H106V98H105ZM110 100V99H109ZM114 100V98L112 99V101ZM126 99H124V101H125ZM130 100H131V98H130ZM137 100V99H136ZM139 100V99H138ZM175 100V99H174ZM38 101V102H39ZM54 101V100H53ZM65 101V100H64ZM96 101V100H95ZM100 101V100H99ZM107 101V100H106ZM116 101V100H115ZM135 101V100H134ZM168 101H169V99H168ZM44 103V101L42 100L41 101V103ZM70 102V101H69ZM98 102V101H97ZM111 102V101H110ZM117 102V101H116ZM151 102V101H150ZM35 103V104H34ZM40 103V104H41ZM64 103H66L67 104V101L66 102H64ZM130 103H131V101H130ZM133 103H136V102H133ZM154 103H156V102H154ZM164 103H166V102H164ZM174 103V102H173ZM66 104H63V105H66ZM74 104V103H73ZM98 104H100V102L98 103ZM106 104L107 105H109V103H107L106 102ZM119 104V103H118ZM141 104V103H140ZM139 103H138V105H140ZM161 104V103H160ZM101 105V104H100ZM110 105H113V104H111L110 103ZM109 105V106H110ZM127 105V104H126ZM142 105H143V103H142ZM148 105V104H147ZM158 105V104H157ZM167 105V104H166ZM166 105H164V106H166ZM171 105V104H170ZM175 105V104H174ZM44 106H45V103H44ZM51 106L48 108V109H53V108H51ZM123 106V105H122ZM133 106H134V104H133ZM144 106V105H143ZM149 106V105H148ZM152 106V105H151ZM42 107H43V105H42ZM73 107V106H72ZM104 107H105V105H104ZM115 107V106H114ZM113 107V108H114ZM125 107V106H124ZM135 107V106H134ZM133 107V108H134ZM136 107H138V106H136ZM142 107V106H141ZM68 108V107H67ZM70 108V107H69ZM68 108V109H69ZM99 108V107H98ZM97 108V109H98ZM103 108V107H102ZM106 108H107V106H106ZM109 108H111V107H109ZM116 108V107H115ZM153 108H154V106H153ZM167 108V107H166ZM165 108V109H166ZM40 109H42V108H39V110ZM68 109H66V110H68ZM71 109V108H70ZM74 109V108H73ZM96 109V110H97ZM101 109V108H100ZM99 109V110H100ZM108 109V108H107ZM117 109V108H116ZM163 109V108H162ZM168 109V108H167ZM166 109V110H167ZM64 110H65V108H64ZM95 110V111H96ZM110 110V109H109ZM124 110V109H123ZM128 110V109H127ZM134 110V109H133ZM136 110H138V109H136ZM156 110H158V108L156 109ZM165 110V111H166ZM169 110V109H168ZM48 111V112H47ZM46 112L47 113H49V110H47ZM71 111H73V110H70L69 112H71ZM104 111V110H103ZM110 111H112V109L110 110ZM122 111V110H121ZM140 111V110H139ZM144 111V110H143ZM149 111H151V110H149ZM160 111V110H159ZM52 112V111H51ZM50 112V113H51ZM67 112V111H66ZM69 112H68V114H69ZM74 112V111H73ZM101 113H102V111H100ZM106 113H107V110L105 111ZM105 112H104V114H105ZM114 112H116L115 111V109H114ZM118 112H120V111H118ZM129 112V111H128ZM128 112H126V113H124V115L125 114H127ZM45 113V112H44ZM52 113V114H53ZM75 113V112H74ZM117 113V112H116ZM134 113V112H133ZM147 113V112H146ZM153 113V112H152ZM155 113V112H154ZM153 113V114H154ZM159 113V112H158ZM42 114V113H41ZM51 114V115H52ZM67 114V115H68ZM71 114V113H70ZM91 114H94V111H93V113H91ZM98 115H100V113H97ZM103 114V113H102ZM137 114V113H136ZM172 114V113H171ZM47 115V114H46ZM50 114H48V116L47 117H51V116H49ZM72 115V114H71ZM70 115V116H71ZM87 115V114H86ZM95 115V114H94ZM109 115H111V112H110V114ZM123 115V114H122ZM121 115V116H122ZM149 115V114H148ZM152 115V114H151ZM150 115V116H151ZM155 115V114H154ZM42 116H44V114L42 115ZM53 116V115H52ZM69 116V117H70ZM74 116V115H73ZM85 116V115H84ZM90 116V114L88 115V116H86V118L87 117H89ZM93 115H91V117H92ZM103 115H101V117H102ZM105 116V115H104ZM107 116V115H106ZM115 117H116V114L114 115ZM119 116V115H118ZM140 116V115H139ZM146 116V115H145ZM37 117H38V115H37ZM40 117H41V115H40ZM46 117V118H47ZM54 117V116H53ZM62 117V116H61ZM78 117V116H77ZM95 117H97V115L95 116ZM94 117V118H95ZM100 116H98V118H99ZM100 117V118H101ZM111 117V116H110ZM130 117V116H129ZM132 117V116H131ZM159 117V116H158ZM43 118V117H42ZM52 118V117H51ZM63 118V117H62ZM67 118V117H66ZM74 118V117H73ZM81 118V117H80ZM85 118V119H86ZM98 118H96V122H95V120L93 119V122H94V124L95 123H97V121H99V119ZM119 118H122V117H119ZM141 118V117H140ZM140 118H138V119H140ZM147 118H149L148 116H147ZM38 119V118H37ZM50 119V118H49ZM56 118L54 117L53 118V120L55 121L54 122V124H56V121L57 120H55ZM60 119V118H59ZM58 119V120H59ZM98 119V120H97ZM103 119V121H105L104 120V118H102ZM107 119V118H106ZM113 119V118H112ZM118 119V118H117ZM35 120H36V122H35ZM44 120V119H43ZM43 120H41V121H43ZM53 120L51 121L50 120V122L52 123L53 122ZM62 120V119H61ZM60 120V121H61ZM66 120V119H65ZM71 120V119H70ZM69 120V121H70ZM77 120V118L75 119V121ZM79 120V119H78ZM84 120V119H83ZM87 120H88V118H87ZM89 120H90V118H89ZM88 120V121H89ZM107 120H109V119H107ZM111 120V119H110ZM121 120H123V119H121ZM48 120L46 119V122H47ZM87 121V122H88ZM112 121V120H111ZM119 121V120H118ZM139 121V120H138ZM35 122V123H34ZM63 121H61L60 123H62ZM67 122H68V119H67ZM83 122V121H82ZM91 122V121H90ZM101 122H102V120H101ZM125 122H127V121H125ZM43 123V122H42ZM44 123H45V121H44ZM44 123H43V125H44ZM51 123H49V124H51ZM59 123V122H58ZM58 123H57V125H58ZM63 123H65V122H63ZM72 123V122H71ZM76 123H77V121H76ZM84 123H85V121H84ZM100 123V122H99ZM102 123H104V122H102ZM107 122H105V124H106ZM109 123H110V121H109ZM115 123V122H114ZM135 122H133V124H134ZM144 123V122H143ZM46 124V123H45ZM47 124H48V122H47ZM69 125L70 123L68 122V123H66V125ZM73 124H75V122L73 123ZM78 124V123H77ZM88 124H89V122H88ZM94 124H92V125H94ZM115 124H117V123H115ZM119 124H121V123H119ZM4 125H7L8 126V128H3V126ZM61 126H62V124H60ZM64 125V124H63ZM79 125V124H78ZM82 125L84 126V124L82 123ZM81 125V127H83ZM87 125V124H86ZM92 125H89V126H92ZM97 125H99V124H97ZM97 125H95L96 127H97ZM102 125H104V124H102ZM108 125V123L106 124V128L108 127L107 126ZM110 125V124H109ZM125 125V124H124ZM124 125H122V127H124ZM130 125H131V123H130ZM135 125L137 126V124L135 123ZM139 125V124H138ZM147 126H148V124H146ZM145 125V127H147ZM155 125V124H154ZM47 126H49V125H47ZM56 126V125H55ZM55 126H54V129H55ZM70 126V125H69ZM73 126V125H72ZM75 126V125H74ZM80 126V125H79ZM115 126V125H114ZM120 126V125H119ZM128 126V125H127ZM126 126V127H127ZM134 126V125H133ZM57 127V126H56ZM66 127V126H65ZM68 127V126H67ZM71 127V126H70ZM81 127H80V129H81ZM95 127V128H96ZM110 127V131H111V126H109ZM108 127V128H109ZM116 127V126H115ZM114 127V128H115ZM129 127H132V126H129ZM139 127V126H138ZM153 127V126H152ZM75 128H77V130H78V126L77 127H75ZM75 128H72L73 130H75ZM98 128V127H97ZM114 128H112V130L114 129ZM147 128H149V126L147 127ZM44 129H47V128H45L44 126H43V130ZM49 129H51V127L49 128ZM53 129V133H54V131L56 132V130H54ZM57 129V128H56ZM58 129H60V126L58 127ZM64 129V130H63ZM71 129V130H72ZM79 129V130H80ZM82 129H84V128H82ZM87 129H88V127H87ZM89 129H90V127H89ZM117 129H119L118 127H117ZM121 129V128H120ZM120 129L119 130H117L116 132H118V131H120ZM136 129V128H135ZM141 129V128H140ZM139 129V130H140ZM42 129H41V131H43ZM61 130H63V131H65V128L63 127V128H61ZM69 130V129H68ZM67 130V131H68ZM76 130V131H77ZM91 130V129H90ZM95 129H93V131H94ZM99 130V129H98ZM100 130H101V128H100ZM103 130V129H102ZM106 131H107V129H105ZM116 130V129H115ZM114 130V131H115ZM123 130V129H122ZM125 130V129H124ZM133 129L131 128V131H132ZM138 130V129H137ZM142 130H143V128H142ZM148 130V129H147ZM40 131V132H41ZM75 131V132H76ZM86 131V130H85ZM85 131L83 132V134L80 132V134L81 135H84V133H85ZM92 131V132H93ZM110 131L108 130V133H110ZM114 131H112L113 132V134L115 133ZM129 131H130V129H129ZM149 131H150V129H149ZM59 131L57 130V132L56 133H58ZM71 132V131H70ZM74 132V133H75ZM88 132V130L86 131V133ZM92 132H91V134H92ZM94 132H96V135H98L99 134V132H98V134H97V129H96V131H94ZM53 133H51L50 132V134L53 136ZM56 133H55V135H56ZM60 133H61V131H60ZM60 133H58V134H60ZM65 133H66V131H65ZM69 133V132H68ZM67 133V134H68ZM73 133V131L71 132V134H72V138H74L73 140H76L75 139V135H76V133H75V135H73L74 134ZM88 133H90V131L88 132ZM100 133L101 134H103V132H101L100 131ZM104 133H105V131H104ZM130 133V132H129ZM46 134V133H45ZM49 134V133H48ZM56 135V138H57V136H59V135ZM78 134V133H77ZM90 134V135H91ZM94 134V133H93ZM107 134V133H106ZM106 134H105V136H106ZM113 134H111V137L113 138V136H115V135H113ZM42 136H44L43 135V132H42V134H41ZM47 135V134H46ZM50 135V136H51ZM69 135V134H68ZM90 135L88 136L89 138H91L90 137ZM95 135V134H94ZM92 136V138L93 137H96V136ZM110 135V134H109ZM113 135V136H112ZM117 135V134H116ZM29 136V138L27 139V137ZM40 136V137H39ZM61 136H62V133H61V135L59 136L60 138L59 139H61ZM73 136H75V137H73ZM85 136V135H84ZM99 136V138H100V134L98 135ZM2 137V136H1ZM0 137V138H1ZM47 137H49V136H47ZM55 137V136H54ZM54 137L52 138V139H54ZM68 137V136H67ZM71 137H70V140H71ZM81 138V136H79L78 135V138ZM86 138H87V136H85ZM103 137V136H102ZM101 137V138H102ZM109 137V136H108ZM110 137V138H111ZM43 138H45V137H43ZM66 138V137H65ZM69 138V137H68ZM77 138V137H76ZM80 138H79V140H80ZM84 138V137H83ZM97 138V137H96ZM98 138V139H99ZM100 138V139H101ZM104 138H106V137H104ZM112 138L111 139H109V140H111V142L113 141L112 140ZM115 138H116V136H115ZM115 138H113V139H115ZM49 139H51V137H49ZM49 139L47 140L48 141V144L47 143H45V145L44 146H46V145H49V143H50V141H49ZM51 139V140H52ZM67 139V138H66ZM98 139H96V140H98ZM57 140V139H56ZM63 140L64 141H66L65 139H64V136H63ZM82 140V139H81ZM108 140V141H109ZM117 140V139H116ZM142 140V139H141ZM44 141V140H43ZM46 141V142H47ZM53 141H55V140H53ZM61 141V140H60ZM63 141V142H64ZM69 141V140H68ZM78 141V140H77ZM98 141H101V140H98ZM115 141V140H114ZM0 142H2V141H0ZM41 142V143H40ZM57 142V143H56ZM55 143V145H57V144H59L58 143V141H56ZM71 142H72V140H71ZM75 142V141H74ZM79 142H81L82 143V141H79ZM79 142H77V143H79ZM19 143H18V145H19ZM51 143H52V141H51ZM69 143V142H68ZM68 143H63L64 145H66V144H68ZM77 143H76V145H77ZM94 143V142H93ZM95 143H96V141H95ZM97 143H99V142H97ZM104 143H105V139H104ZM103 143V144H104ZM107 143V142H106ZM110 143V142H109ZM115 142H113L112 143V147H113V145H115L114 144ZM24 144V143H23ZM63 144L60 146V147H62L63 146ZM71 144H75V143H71ZM80 144V143H79ZM100 145L102 144V143H99ZM102 144V145H103ZM111 144V143H110ZM106 145V147H110L111 145ZM51 145V144H50ZM53 145H54V143H53ZM54 145V146H55ZM104 145V146H105ZM2 146V144L0 145V147ZM14 146V145H13ZM58 146V145H57ZM57 146H56V148H54L55 150H57ZM70 147H71V145H69ZM73 146V145H72ZM77 146H79V145H77ZM77 146H75L76 148H78ZM96 146V145H95ZM94 146V147H95ZM97 146H99L98 144H97ZM104 146H103V148H104ZM4 147V146H3ZM2 147V148H3ZM8 147V149H10ZM51 147H52V145L50 146V148L49 149H51ZM65 147V146H64ZM67 147V146H66ZM66 147H65V149H66ZM70 147H68V148H70ZM74 147V146H73ZM5 148H6V146H5ZM19 148V146L16 148V149H18ZM21 148V147H20ZM27 148V147H26ZM26 148H25V151H22V152H26ZM39 148V147H38ZM47 148V147H46ZM45 148V149H46ZM47 148V149H48ZM53 148V147H52ZM59 148V147H58ZM99 148V147H98ZM97 148V149H98ZM100 150H104L101 146H100ZM8 149H7V151H8ZM11 149H12V151H15V150H13V148L11 147ZM22 149V148H21ZM24 149V148H23ZM40 149L39 150H37V148H34V152H35V150L36 151H38V152H36V153H39V151H40ZM43 149H44V147H43ZM53 149V150H54ZM63 149V148H62ZM62 149H60L61 150V152H60V155H61V153H62ZM65 149H64V151H65ZM107 149V148H106ZM105 149V150H106ZM3 150L5 151V149L3 148ZM20 150V149H19ZM33 150V149H32ZM53 150L51 149V151L53 152ZM55 150H54V152H55ZM70 151H71V148L69 149ZM99 150V149H98ZM104 150V151H105ZM0 151H1V148H0ZM4 151H2V154H0V156L2 155L3 156V152ZM6 151V152H7ZM17 151V150H16ZM42 151H44V150H42ZM46 151V150H45ZM66 151H68L67 149H66ZM65 151V152H66ZM75 151V150H74ZM21 152V151H20ZM19 152V153H20ZM21 152V153H22ZM33 151H32V154H31V152H29L28 154H31V155H29L30 157H34L35 155H37V154H33L34 153ZM48 152H50V150H48ZM47 152V153H48ZM54 152L52 153V154H54ZM69 152V151H68ZM68 152H67V154H68ZM102 152V151H101ZM8 153V152H7ZM17 152H15L14 153V155L16 154ZM72 154L74 153L73 152V149H72V152H71ZM70 153V154H71ZM103 153V152H102ZM6 154V153H5ZM28 154L26 153V155L28 156ZM49 155L51 154V153H48ZM59 153H57L56 152V154H54V155H58ZM66 154V153H65ZM70 154H69V156H66V155H61V157H62V160H63V158L65 157H71L72 156V158H73V156L75 155V153H74V155H71L70 156ZM7 155V154H6ZM11 155V157H12V155L13 154H10ZM13 155V156H14ZM20 155V154H19ZM22 155H24V157L23 158H25V159H27L25 156V154H23L22 153ZM39 155H43V152H41L40 151V154ZM45 156L47 155L46 154V152H45V154H44ZM43 155V156H44ZM53 155V156H54ZM80 155V154H79ZM99 155V154H98ZM2 156L0 157V160H1V158H2ZM7 156H9V154L7 155ZM38 156V155H37ZM37 156H36V158H37ZM45 156L43 157L44 159H43V161L47 158H45ZM59 156V155H58ZM64 156V157H63ZM101 156V155H100ZM5 157V156H4ZM11 157H8V158H10L11 159ZM20 158L22 157L21 155L19 156ZM19 157H17V158H19ZM55 157V156H54ZM19 158V159H20ZM22 158V159H23ZM35 158V157H34ZM36 158H35V160H36ZM39 158H41L42 159V156H38V159ZM50 158H51V156H49V160H50ZM66 158V160H63V161H66V163H68L67 162V160H69V159H67ZM77 158V157H76ZM4 159V158H3ZM2 159V160H3ZM10 159H9V162H11L10 161ZM19 159H18V161H19ZM33 159V158H32ZM31 158H29V160L31 161L32 160ZM41 159H39V160H41ZM71 159V158H70ZM74 159V158H73ZM72 159V160H73ZM83 159H86V158H82V159H80V161L81 160H83ZM88 159V158H87ZM97 158H95V160H96ZM144 159V158H143ZM1 160V161H2ZM6 161L8 160V159H5ZM16 160V157L14 158V161ZM34 160V162L36 163V161ZM49 160H45L44 162H47V161H49ZM52 160V162H53V159H51ZM59 160H61V158L59 159ZM62 160L61 161H58V159H54V161H56V164H57V166H59L60 167V162H62ZM79 160V159H78ZM88 160H90V159H88ZM1 161H0V164H1ZM6 161H2V163L3 162H6ZM17 161V162H18ZM25 161L26 162H28V159L27 160H21V162H23L24 164H25ZM71 161V160H70ZM74 161H76V159L74 160ZM97 161V160H96ZM116 161V160H115ZM8 162V161H7ZM6 162V163H7ZM13 162V161H12ZM16 162V161H15ZM14 162V163H15ZM20 162V161H19ZM20 162V165L21 164H23V163H21ZM51 162V163H52ZM58 162V163H57ZM73 162V161H72ZM83 162L85 163V164H87V162H85V160H83ZM82 162V163H83ZM89 162V164H87V169H88V175H90L89 173L91 172V170H93L95 167H96V165L94 164V166L91 168V170L88 168V167H90V161H88ZM101 162H103V160H101ZM141 162V161H140ZM5 163V164H6ZM29 163V162H28ZM28 163H26V164H28ZM34 163V164H35ZM37 163L39 164V163H41L40 161L38 162L37 161ZM50 162H48L47 163V166H49L50 164H49ZM55 163V162H54ZM53 163V164H54ZM63 163V162H62ZM61 163V165H63ZM70 163V162H69ZM74 163V162H73ZM4 164V163H3ZM2 164V165H3ZM8 164V163H7ZM18 164V163H17ZM32 164V163H31ZM33 164V165H34ZM37 164V165H38ZM43 164V162L41 163V165ZM46 163H44V165H45ZM49 164V165H48ZM56 164L54 165V167L56 166ZM59 164V165H58ZM75 164V163H74ZM80 164H81V162H80ZM80 164L78 165V166H80ZM92 164H93V162H92ZM123 164V163H122ZM125 164V163H124ZM8 165H10V166H12L11 165V163H9ZM19 165V166H20ZM52 165V164H51ZM69 165V164H68ZM67 164L65 165V166H68ZM72 165V164H71ZM70 165V166H71ZM82 165H84V164H81V167H82ZM89 165V166H88ZM102 165V164H101ZM107 165V164H106ZM105 165V166H106ZM16 166V164H14V166L13 167H15ZM18 165L16 166V167H18L17 169H20V167H19ZM26 166V165H25ZM28 167L30 166V165H27ZM32 166V165H31ZM30 166V167H31ZM43 166V165H42ZM46 166V167H47ZM57 166L55 167V169H57V170H59L58 168H57ZM77 166V165H76ZM99 166V165H98ZM103 166V165H102ZM105 166H103L102 168H104ZM0 167H1V165H0ZM7 168H9L10 169V167L9 166H6ZM13 167H12V169H13ZM15 167V168H16ZM28 168V169H31V168ZM33 168H32V172H34L33 171V169H34V167H35V165L34 166H32ZM45 167V166H44ZM45 167V168H46ZM52 167V166H51ZM81 167H79V168H81ZM85 166H83V168H84ZM145 167V166H144ZM22 168H23V166L21 167V170L20 171H22ZM77 168V167H76ZM96 168H98V167H96ZM101 168V169H102ZM51 169V168H50ZM50 169H48L49 171H51ZM70 169V168H69ZM72 169V168H71ZM87 169H85L86 171H87ZM100 169V167L98 168V170ZM25 170H27V167L25 168ZM62 170V169H61ZM75 170V169H74ZM80 170H84V169H80ZM24 171V170H23ZM29 171V170H28ZM28 171H26L27 173H28ZM93 171H95V170H93ZM0 172H2L3 173V171H2V167H1V171ZM10 172V170L8 171V173ZM26 172H25V175H26ZM48 172V171H47ZM57 172H59L60 174H61V171H56V173ZM95 172H98L97 171V169H96V171ZM100 172V171H99ZM8 173H6V176H5V174H4V177H6V179L8 178L7 177V174ZM11 174L13 173V172H10ZM9 173V174H10ZM19 173V172H18ZM31 172H29V174H30ZM49 173V172H48ZM50 173H52V174H54L52 171L50 172ZM58 173V174H59ZM69 173H72V172H69ZM82 173V172H81ZM84 173V172H83ZM82 173V175L83 176H85V174L87 173V172H85L84 174ZM92 173V172H91ZM8 174V175H9ZM10 174V175H11ZM46 174V173H45ZM45 174L43 175V177L42 178H44L45 177ZM2 175V174H1ZM1 175H0V177H1ZM14 175V174H13ZM19 175H23V173L21 174H19ZM32 175V174H31ZM57 175V174H56ZM69 175V174H68ZM3 176V175H2ZM62 176V175H61ZM65 176V175H64ZM86 176H87V174H86ZM92 176H93V174H92ZM3 177V178H4ZM10 177H12V175L11 176H9V178ZM25 177V176H24ZM23 177V178H24ZM89 176H87L86 178H88ZM90 177H91V175H90ZM89 177V178H90ZM2 178V177H1ZM0 179L1 181H0V185H2V187H5V185H6V182L8 183V181L6 180L5 181V179ZM28 178H31V177H28ZM33 178V177H32ZM13 179H14V177H13ZM12 179V180H13ZM19 179V178H18ZM18 179H16V180H18ZM27 179V178H26ZM35 179V178H34ZM38 179V178H37ZM45 179V178H44ZM4 180V181H3ZM9 180H11V178L9 179ZM20 180V179H19ZM22 180L23 179H21L19 182H17L18 184L20 183V185H21V183H22ZM30 180V179H29ZM29 180H26V182H27V185L29 186V188H30V185L31 184H33L34 183V181L32 182V181H30L29 182ZM38 180H40V179H38ZM37 181V180H36ZM43 182H45L44 180H42ZM42 181H39V182H42ZM11 181H9V183H10ZM14 182V181H13ZM13 182H11L12 184H14V186H15V189L17 188L16 187V185L18 186V184L16 183V185H15V183H13ZM38 182V183H39ZM49 182V181H48ZM47 182V183H48ZM2 183V184H1ZM3 183H4V185H3ZM28 183H30V185L28 184ZM37 183V184H38ZM22 184H24V186L23 187H25V182H23ZM36 183H35V186L37 187L38 185H37ZM40 184V183H39ZM43 185V187L45 186V184L43 183L42 184ZM47 185V184H46ZM7 186V189H3V190H5V192H7V194H8V191L9 192H12L11 194H9L8 196H11L12 194H13V191H15V190H13L12 191V189H13V186H11L12 187V189H10V188H8V186L10 187V185H6ZM33 187V185H31V188L33 187L34 189L36 188V187ZM19 187V186H18ZM22 187V188H23ZM42 187V186H41ZM32 188V189H33ZM38 188V187H37ZM36 188V189H37ZM40 188V187H39ZM49 188H50V185H49ZM25 189H28L27 188V186H26V188ZM43 189V188H42ZM46 189H48V188H46ZM51 189V188H50ZM3 190H1V191H3ZM17 190L19 191V188H17ZM38 190V189H37ZM17 191V192H18ZM21 191H23V189H21ZM27 191H30V192H26V191H24V194H26V193H28V195H27V197L28 196H30L29 195V193H32L31 192V189H28ZM48 191V190H47ZM5 192L3 191V193L5 194ZM26 192V193H25ZM38 192H40V190L38 191ZM46 193V192H45ZM51 193V192H50ZM7 194H5L6 196H7ZM14 194H16V191H15V193ZM13 194V195H14ZM23 194V193H22ZM34 194H36V190H35V193ZM26 195H23V197L22 198H24ZM32 196H30V197H34L33 196V194H31ZM36 195H39V193L38 194H36ZM4 196V195H3ZM45 196V195H44ZM13 197H17L16 195L15 196H13ZM12 197V199H14ZM19 197H21L20 196V194H19V196L16 198V199H20ZM27 197H25V198H27ZM8 199H10L9 197H7ZM21 198V199H22ZM25 198L23 199V201H25ZM36 198H38V200L40 199V197L39 196H37ZM36 198L34 199H31V201L33 200H35L36 201ZM41 198H43V195H41ZM46 198V197H45ZM44 198V199H45ZM47 198H49L48 196H47ZM16 199H14V200H16ZM20 199V201H22ZM28 199V198H27ZM51 199V198H50ZM37 200V201H38ZM26 201H28V200H26ZM32 201V202H33ZM34 201V202H35ZM40 201V202H39ZM37 203H42V201H43V203L42 204H44V201L45 200H39ZM47 201V200H46ZM48 202H50L51 203V201H47L46 203H48ZM6 203V202H5ZM3 204V203H2ZM8 203H6L5 205H6V207L8 206L7 205ZM35 204V203H34ZM10 205V204H9ZM49 205H52V203L51 204H49ZM3 206V205H2ZM12 205H10L9 207H11ZM18 206H20V204L18 205ZM22 206V205H21ZM36 206H38V205H36ZM46 206V205H45ZM44 206V207H45ZM53 206V205H52ZM5 207V208H6ZM15 207V206H14ZM40 207V206H39ZM48 207H51V206H48ZM20 207H18V209H19ZM22 208V207H21ZM20 208V209H21ZM32 208H34V207H32ZM38 208V207H37ZM46 208H47V206H46ZM2 209V208H1ZM42 208L40 207V210H41ZM52 209V208H51ZM4 210L5 209H3V212H4ZM7 210V209H6ZM11 210H12V208H11ZM30 210V209H29ZM38 209H36V211H37ZM48 210V209H47ZM2 211V210H1ZM8 211V210H7ZM13 211H14V209H13ZM17 211V210H16ZM19 211V210H18ZM28 211V210H27ZM39 211V210H38ZM44 211V210H43ZM0 213L1 214V217L3 218V216L2 215H4L5 213ZM9 214V213H8ZM102 214V213H101ZM10 215V214H9ZM13 215V214H12ZM68 215V214H67ZM117 215V214H116ZM19 216V215H18ZM18 216H17V218H18ZM62 216V215H61ZM20 217V216H19ZM12 218H14V217H8L7 215H4V218L3 219H0V238H1V236H2V234H3V232H7L8 231V234H9V232H10V229H11V231L14 229L15 231L16 230H18V223H16L17 222V220H16V222H15V219H12ZM12 219V220H11ZM109 219V218H108ZM14 220V221H13ZM256 225H252L253 227L246 233V235L248 236V235H253L254 236V232H255V234H256V231H257V229H258V227L260 228L261 227V225H263L264 224V216L260 219V220H258V222L257 223H255ZM29 225V224H28ZM22 226V225H21ZM21 229V228H20ZM14 232V231H13ZM23 232V231H22ZM17 232H14V240H18V239H20L21 237H20V235H21V233H20V235H18V233L16 234ZM5 234V233H4ZM85 234V233H84ZM10 236H11V233L9 234ZM8 235V236H9ZM19 236L20 238H16L15 239V236ZM17 236V237H18ZM3 237V236H2ZM5 237H7V236H5ZM12 238V237H11ZM10 238V239H11ZM35 238V237H34ZM49 238H51V237H49ZM2 239V238H1ZM10 239L8 240V241H10ZM12 239V241H14ZM22 239V241H23V237L21 238ZM24 239H25V236H24ZM28 239V238H27ZM45 239V238H44ZM57 239H58V237H57ZM6 240H7V238H6ZM36 240V239H35ZM39 240V239H38ZM41 240V239H40ZM7 241V242H8ZM21 241V242H22ZM25 241H27V242H25ZM28 241H30V239H28V240H24L23 241V243L25 242V244L27 245V243H29ZM42 241H44V240H42ZM46 241V240H45ZM50 241V240H49ZM4 242H5V240H4ZM11 242V241H10ZM16 241H14V243H15ZM18 243H20V241H17ZM31 243H32V240L30 241ZM33 242H35L34 241V239H33ZM56 242V241H55ZM12 243V242H11ZM37 242H35L34 244L35 245H37L36 244ZM42 243V242H41ZM44 243V242H43ZM42 243V244H43ZM49 243V242H48ZM48 243H46V245H48ZM2 244H3V241H2ZM17 244V243H16ZM52 244V243H51ZM56 244V243H55ZM19 245V244H18ZM17 245V246H18ZM21 245H22V243H21ZM26 245H24V246H26ZM29 245H31V244H29ZM32 245H33V243H32ZM35 245H34V247H35ZM261 243H256V244H254V247H256L257 248V250H258V248H260L261 247ZM0 246H2L1 245V242H0ZM23 245L22 246H18V247H24ZM37 246H41V245H37ZM45 246V245H44ZM43 246V248H45ZM9 247H10V245H9ZM12 247V246H11ZM47 247V246H46ZM52 247H53V244H52ZM51 247V248H52ZM1 248V247H0ZM8 248V247H7ZM14 248V247H13ZM32 248V247H31ZM35 248H38V247H35ZM42 248V247H41ZM59 248V247H58ZM10 249H12V248H10ZM21 249H23V248H21ZM34 249V248H33ZM48 249V248H47ZM49 249H50V247H49ZM48 249V250H49ZM54 249V248H53ZM261 249V248H260ZM31 250V249H30ZM40 250V249H39ZM38 250V251H39ZM46 250V249H45ZM48 250H46L47 251V253H48ZM52 250V249H51ZM239 250V249H238ZM2 251V250H1ZM16 251V250H15ZM19 251V250H18ZM32 251V250H31ZM34 251V250H33ZM44 251V250H43ZM212 251V250H211ZM260 251V250H259ZM25 252V251H24ZM27 252V251H26ZM50 252V251H49ZM213 252V251H212ZM211 252V253H212ZM258 252V251H257ZM264 252V251H263ZM30 253V252H29ZM34 253V252H33ZM39 254H40V251L38 252ZM43 253V252H42ZM210 253V252H209ZM259 253V252H258ZM257 253V254H258ZM36 254V253H35ZM38 254V255H39ZM25 254H23L22 255V253H21V255L19 254V253H16V252H14L13 251V249L11 250V251H8V249L5 251H3L1 254H0V264H29V260H31L32 261V259L33 260H35L37 257H35V255H34V257H35V259H34V257L32 258V259H29L28 260V258H31V257H29L28 256V254L27 255H25V256H27V257H25L24 256ZM42 255V254H41ZM233 255V254H232ZM253 255V254H252ZM256 255V254H255ZM37 256V255H36ZM207 256V255H206ZM262 256H263V254H262ZM226 257V256H225ZM224 257V258H225ZM255 257V256H254ZM257 257V256H256ZM38 258H39V256H38ZM37 258V259H38ZM40 258H41V256H40ZM232 258H233V256H232ZM264 258V257H263ZM263 258H261V259H263ZM36 259V260H37ZM198 259V258H197ZM195 257L193 258V260L194 261H192V263L191 264H199L198 263V260H197ZM217 258H215V259H211V261L210 260H208V261H205L204 263H201V264H225L226 262H224V263H218V261L216 260ZM228 259V258H227ZM230 259V258H229ZM253 259H255V258H253ZM258 259V258H257ZM39 260V259H38ZM232 260V259H231ZM236 260V259H235ZM248 260V259H247ZM226 261V260H225ZM256 261V260H255ZM33 262V261H32ZM235 262V261H234ZM39 263L40 264H43L40 260H39ZM228 263H230V262H228ZM257 263V262H256ZM31 264H33V263H31ZM44 264H47V263H44ZM51 264V263H50ZM227 264V263H226ZM252 264V263H251Z\"/></svg>","mask_w":264,"mask_h":264}]
</instances>
